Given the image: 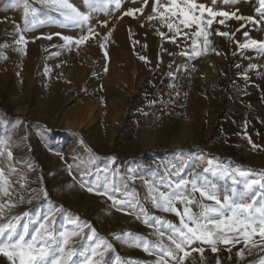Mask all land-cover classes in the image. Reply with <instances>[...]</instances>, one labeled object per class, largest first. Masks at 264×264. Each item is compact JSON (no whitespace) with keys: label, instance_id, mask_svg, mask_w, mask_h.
<instances>
[{"label":"rangeland","instance_id":"obj_1","mask_svg":"<svg viewBox=\"0 0 264 264\" xmlns=\"http://www.w3.org/2000/svg\"><path fill=\"white\" fill-rule=\"evenodd\" d=\"M68 3L88 22L65 20L28 0L38 12L26 23L19 0H0V168L11 192L0 203L10 199L16 205L5 208V218L21 217L19 231L27 225L30 234L50 210L56 211L57 236L81 226L71 245L74 264L102 241L112 249L94 264H155L157 249L149 254L134 245L151 247L161 239L158 230L168 244V223L179 226V217L153 202L159 192H172L170 182L195 176L223 196L244 191L245 180L264 179V52L239 47L264 42L259 0H196L258 21L214 22L207 47L203 36L192 35L195 26L180 25L177 36L159 17L149 20L155 0L146 6L144 0H119V8L116 0ZM140 8L143 13L125 15ZM89 27L94 36L79 46L61 38L78 39ZM21 35L26 44L17 43ZM49 35L51 40L44 38ZM190 207L200 211L199 204ZM254 240L256 247L220 244L215 253L203 245V257L193 252L185 264H260L264 241ZM0 264L9 262L0 256Z\"/></svg>","mask_w":264,"mask_h":264},{"label":"snow or ice","instance_id":"obj_2","mask_svg":"<svg viewBox=\"0 0 264 264\" xmlns=\"http://www.w3.org/2000/svg\"><path fill=\"white\" fill-rule=\"evenodd\" d=\"M108 2L111 3V0H108ZM229 2L230 0H224V3ZM231 2L235 3L237 0H231ZM19 3L23 4L24 19L27 23L29 22V15L35 16L38 9L29 8L28 0H19ZM37 3L58 12L65 20L80 25L87 23L89 20L87 14L78 11L68 3V0H37ZM144 3L146 6L147 0H144ZM259 4L260 8L257 11L264 18V0H259ZM116 7H120L119 0H116ZM161 8H164L163 12L160 11ZM137 11L143 13L144 8L130 10L125 12V15L134 16ZM152 12L153 15L148 16L149 20L159 17L162 22L167 23L169 31H175L177 36L181 35L180 25H183L184 28L195 26L197 30L192 35L197 38L203 36L205 47L210 44L208 40L210 33L207 29L211 28L214 22L224 25L225 20L235 19L252 24L258 23L253 17L237 15L236 12L215 11L204 4L196 3V0H168L167 5H162L161 0H155ZM205 13H207L208 18H205ZM172 17H176L178 23H174ZM217 17H223L224 19L217 21ZM217 34L225 37L230 36L228 32H217ZM184 35L187 36L188 34L184 33ZM244 35L248 36V33H244ZM93 36L94 30L89 27L87 33L81 35L78 39L73 40L72 37L67 36L61 38L69 45L79 46ZM161 36H163V33H161ZM44 38L51 40L52 36L49 35ZM173 42H175L174 37ZM17 43L26 44L24 36L21 35ZM193 45L195 51L196 40H193ZM239 47L242 49L254 48L259 52H264V42H258L254 39L239 44ZM195 54L199 56L202 53L195 51ZM0 143L4 142L0 141ZM0 155H3V153H0ZM7 155L9 158L12 157L10 151ZM208 164L211 165L212 161H208ZM12 171H15V169H12ZM224 173L232 175L226 169ZM236 173L240 177L248 175L240 170H236ZM85 174L87 173L85 172ZM177 175H179V172H177ZM233 183H238V181L233 180ZM189 185L191 186L190 189ZM169 186L172 187V192L167 194L159 192L157 196L153 197V202L157 208L174 213L179 217V226L168 223L170 232L167 234V240L169 243H164L165 232L158 230L161 239L151 247L147 242L142 245L137 242L134 245L142 247L149 254H152V248L157 249L160 255L155 264H170V261L171 264H185V260L193 252H197L203 257L205 250L203 245H208L211 252L215 253L219 251L218 245L220 244L235 246L243 242L245 247L249 244L256 247L255 236H259L261 241H264V203H258V201L264 200V179L245 180L244 191L233 189L223 196L214 188H210L206 184H199L195 176L192 179L181 177L174 184L170 182ZM9 188V180L5 177L4 170L0 168V196L10 197ZM250 192L251 195H249ZM195 193H199L202 200L211 201L212 203L204 204L202 200L197 201L193 195ZM109 199H112V197H109ZM177 201L185 205L182 210L175 206ZM123 203L125 201L113 200L114 205ZM194 203L199 204L200 211L198 213H194L190 207ZM15 206L10 199L6 203H0V220H4L3 223H0V256L5 257L9 264H74L73 257L77 255V252L71 245L73 239L83 231L81 226L77 225L79 231L61 232L57 236L53 230L56 211L50 210L42 222L37 221L39 226L33 233H29L27 225H23L21 232L19 231L21 217L5 218V208L10 210ZM70 223L76 222L70 221ZM131 235L130 233L127 234L128 237H131ZM95 236V230H92V237ZM92 237H89V239ZM116 238L120 239L119 236ZM135 239L139 241L140 238ZM197 243L201 246L193 247ZM102 244L104 245L103 251L98 252ZM111 249L112 245L103 241L96 244L95 247H90L86 252L81 253L84 255L82 264H94L96 256L103 257L104 253ZM228 251H231V247L228 248ZM238 254L241 257L244 255L243 252ZM116 259L119 261V257ZM260 264H264V260Z\"/></svg>","mask_w":264,"mask_h":264}]
</instances>
